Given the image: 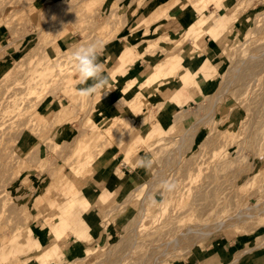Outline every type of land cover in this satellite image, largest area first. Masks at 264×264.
<instances>
[{"label": "rangeland", "instance_id": "374dc122", "mask_svg": "<svg viewBox=\"0 0 264 264\" xmlns=\"http://www.w3.org/2000/svg\"><path fill=\"white\" fill-rule=\"evenodd\" d=\"M114 1L0 0V59H3L0 60V190H2L0 196L4 198L1 202L6 201L8 203L6 206L10 210L8 212L6 209L7 213L4 211L1 216L0 264H11V261L17 260L20 254L33 257V244L44 231L41 227L43 214L51 209L48 199L44 201L41 199V202L48 205L39 206L40 203L36 206L34 203L40 199L44 188H47L49 196L51 194L54 198L58 197L56 201L59 202L60 194L54 189L58 190L60 187L57 188L56 183L48 187L49 174L52 169L62 165L64 167V160L70 161L76 157L80 142H83V150H85L84 147L89 141L87 138L92 131L89 130L91 123H88V119L94 108L96 94L87 98L77 95L76 87L70 85L79 78L76 71L72 76L68 78L62 76L57 82L52 83L53 87L51 86L50 90L35 91L33 94H28L30 79L34 78L46 63H57L61 69L74 67L70 52L81 45L95 44L99 61L106 68L107 57L111 56L110 62L115 65L123 53H132L130 46L145 38L153 39L156 36L159 41L157 45L155 42V49L158 52L151 57L145 55L142 60L144 66L146 65L145 74L149 72L148 70L151 74L152 66L159 60L161 63V60L167 57L176 64H183L185 68L181 69L178 79L169 77L163 81L177 80L180 83L176 89H182L167 98V100L174 98L178 107L176 106L173 111L169 110L170 115L163 118L162 115L167 110L162 108L161 103H150L149 107H145L141 101L135 103V99H132L136 91L132 90L128 95L122 91L121 86L126 80L135 78L141 82L146 78L145 74L122 78L129 66L127 65L119 75H115L107 96L99 101L102 116L99 117L98 126L103 128L105 122L113 116L130 117L129 109L125 105L117 106L120 99H127L134 102L132 108L136 112L132 123L133 131L129 130L128 133V130H125V126H131L127 121L124 119L119 121L118 127L121 133L126 131L122 134V143L118 147L112 145L106 148L103 154L95 158L96 171L93 170L94 174H92L91 170L92 176L74 178L68 167H64L63 173L76 186L81 185L79 187L84 197L88 198V192H91L92 188L98 190L97 195L100 193L102 195L98 201L89 200V207L82 215L91 230L84 228L85 224H80L78 232L74 231V235L71 234L70 227L68 230L63 229L61 232L63 237L58 245L64 256L62 260L60 257L52 259L51 256L46 264H70L74 253L81 251V255L84 256L87 250L94 253L83 259L81 264H99L101 260L102 264H146L142 260L145 256L144 251L147 252L146 249L152 241H157L155 243L157 245L159 241L187 232V228L195 223L210 224L211 227L207 231H213L198 240L197 236L192 234L179 236L177 248L175 250L170 248V253L159 264H191L213 240L221 241L222 237L227 241H234L231 249L235 255L230 259L233 261L238 259L233 264L250 261L253 252L264 251V212L262 211L264 208L262 205L264 202V66H248L249 63L244 60L251 54H258L259 50L264 48V17L255 25V20L261 18L257 15L264 12V0H230L225 8L217 9L220 13L225 12L221 15V19L213 17V12L216 11L213 3L216 0H200L198 9L206 7V11L201 13L192 4L193 0H178L176 8L180 11L179 19L163 18L148 27L140 26L137 29H135L136 24L146 16L152 6L160 1V8L165 9L170 7L167 4L169 0H143L140 11L135 13L132 11L135 5L132 7L129 5L132 0H116V5L111 7ZM217 1L224 3L226 0ZM112 11L117 15L113 17L111 25L109 23L112 19L109 16ZM139 24L141 25V22ZM204 24L212 27L213 31L216 26L220 29L224 28L225 32L219 39L212 38L211 33L201 35L203 33L201 26ZM157 26L159 28L154 30ZM173 29L176 31L173 32ZM184 32L190 36L184 38ZM191 35H194L193 39ZM182 39L180 44L179 41ZM212 46L215 47L213 50H211ZM201 60L200 67L195 71L187 68L192 61H195L198 67ZM218 60L221 62L217 66ZM242 60L243 68L248 66L244 68L247 71L242 72L244 76L246 73V77L243 80L241 77L238 78V83L233 81L231 85L228 84L227 72ZM169 63L159 66L158 69L166 68ZM243 68L240 70L242 71ZM65 72L67 71L64 70L63 73ZM242 74L240 76L243 77ZM187 77L198 85L197 91L192 86L183 87ZM157 85L158 83L153 84L149 89H142L140 93L150 98L157 93L159 86ZM219 85L222 86L217 92L218 99L214 103L213 117L202 120L200 124L196 119H200L204 113L210 111L212 93ZM226 85H229V88L227 87V91L223 92ZM86 86L84 84L80 88ZM12 98H15V103L9 104ZM183 104L187 105L186 112L180 108ZM13 106H17V109ZM42 108L47 110L46 113L41 111ZM58 111L61 113L57 118ZM188 115L192 117V122L187 129H184L179 124ZM240 122L245 124L242 125ZM156 123L160 127L156 126ZM194 123L195 125H192ZM195 126H198V129L192 138L193 141L190 138L189 142L186 141L181 157L171 155L170 161L164 165L168 152L179 143V136ZM158 128H161V131H158ZM209 132H214V136L217 135L216 132L220 133L224 136V141L222 142L221 139L222 143L218 142L223 136L217 135L215 137L219 139L215 140L219 145L211 140L213 144L208 143L212 145L206 148L207 153L204 151L206 173L192 184L194 192L205 186L204 194L197 198L194 196L187 198L178 205L169 202L166 204L165 216H161L160 203L168 198L163 196L165 191L162 187L163 183L173 182L175 188L186 189L185 184L188 182L186 164L195 155L193 153L202 148L201 143L210 135ZM247 133H250L249 136ZM155 134L156 137H153ZM106 140L111 141L112 138L107 137ZM217 146L222 147L219 154L215 152ZM127 149L135 155L131 156ZM105 155L111 159L101 168V161L107 159ZM142 157L150 158L151 168L139 166L138 161ZM120 164L121 166L125 164L126 169L118 168ZM160 165L161 168L166 166L165 174L162 177L158 174V178L156 174L161 169ZM217 165L222 167L219 168ZM97 173L110 175L109 182L114 183L110 188L107 187L109 193L100 192V189L106 187L103 184L108 181L100 182V179L96 178ZM148 179L155 181V189H152L153 192L150 191L149 197L151 195L150 201L155 200L156 204L151 202L149 206L151 211L145 212L142 220L144 225L138 228L137 236L134 237V250L130 256L128 253L127 257H124L130 244L128 234L130 219L140 211L139 200L148 188ZM64 186L63 191L70 190L69 185ZM10 204H15L13 208L24 205L29 214L27 220L23 219L19 222V218L16 219L14 216L17 209L15 208L13 213ZM94 206L102 210L101 221L97 225H90L86 216L89 209ZM253 207L255 211L251 220L228 222V217H235L238 209ZM12 213L14 217H11ZM51 214L48 223L65 221L60 209L58 214L56 211H51ZM36 216L38 218H35ZM189 216L192 219L188 220ZM221 220L227 223L221 229L214 230V226ZM28 227L32 231L28 230ZM97 232H99L98 237L95 236ZM85 238L92 240L86 241ZM106 238L108 244L103 248L101 246L104 245L103 241ZM8 239L9 241H6ZM56 244L53 242L46 247ZM244 249L248 251L241 255ZM27 264H38V262L35 258H30ZM252 264H264V257Z\"/></svg>", "mask_w": 264, "mask_h": 264}, {"label": "bare ground", "instance_id": "6f19581e", "mask_svg": "<svg viewBox=\"0 0 264 264\" xmlns=\"http://www.w3.org/2000/svg\"><path fill=\"white\" fill-rule=\"evenodd\" d=\"M103 1H105V0H102V2ZM177 1L178 0H169L167 2V4L170 7H167L165 9H161L160 8V6H159V4H161L160 1H159V3L157 5L156 4L154 5L155 2H153L152 5H154V6H152V8L147 11L146 16H144V18L140 20L141 25L139 24L140 22H138L136 24L135 29L139 28L140 26H146V27H148V26L152 25L153 23L158 22L159 20H161L163 18L165 20L166 19L167 20H172V19H174L176 17L179 19V17H181V15H180V11H178L177 8H176ZM229 2H230V0H226L224 3H222V2L219 3V1H217V0L214 1V3H213L214 4V10L216 9V11L213 12L214 19H221V15H223L225 12L220 13V12H218L219 10H217V9L225 8L226 5ZM173 3H174L175 6L173 5ZM200 3H201L200 0H193V2H192V4L196 7V9L198 10V12L201 13L203 11H206V7H204V8L202 7L201 10L198 9L200 7V6H198ZM142 4H143V0H132L129 3L130 7H132V5H135V8L134 9L132 8L133 9L132 11L134 13L137 12V11H140L139 9L141 8ZM115 5H116V0L112 3L111 7H114ZM171 5H173V7H171ZM140 14H142V13H140ZM115 15H117V13H115V11H112V13L109 16L110 19H112V22H110L109 24H111V23L113 24V17ZM263 15H264V12L263 13H259L257 15V16H259L261 18L255 20V25H256V23H259L260 22V20L264 17ZM185 25H187V24L185 23ZM158 28H159V26H157L156 28H154V30L155 29L157 30ZM201 30L203 31L202 34L200 33L201 35H205L207 33H211L212 34V38H214V39L216 37H218V39H219V37L221 38V35L225 32L224 28H221L220 29V27H218V26H216V29H214V31H213V28L207 26L206 24H204V25L201 26ZM188 36H190V35H187L184 32V38H186ZM191 38L193 39L194 38V35H191ZM158 41L159 40L157 39V36H156L153 39L145 38L144 40L140 41L139 43L130 46V48L132 49V53H130V54L123 53L121 55V59L115 65L110 62V57L111 56L110 57H107L106 58V68L104 70V75H106L108 77L109 82H110V85H111V82L114 83V80L115 79H113V78L115 77V75L116 76L119 75L120 71L122 72V70H124V68L127 65L133 64L136 60H143L145 55L150 56V57L151 56H154L158 52V50L155 49ZM182 41H183V39L181 41H179L180 44L182 43ZM155 42H156V45H155ZM195 45H196V43L194 42V46ZM161 51L164 52L163 50H161ZM119 54H120V52H119ZM119 54H117V55H119ZM177 58H178V56L176 55V59ZM169 61H170V59L167 57V58H164L163 60H161V63H159L160 60H159V62H156L152 66L153 72L150 75L146 76V78H144L141 82L140 81H137L135 78H129L121 86L122 91L126 95H128L130 93V91H132V90L133 91H136L137 93L132 98V99H135V101L134 100L133 101L135 103L136 102L139 103V101H141V103L145 107H149V104L150 103H157V104L161 103L163 109L173 111L176 106L178 107L177 101L174 98H171V99H168V100L167 99L166 100L165 99L161 100L162 98L160 96V93H163L167 89H170V87H168V86H171V85H168L167 84L169 81L168 82L167 81L163 82V81L165 79L169 78V77H172V78L175 77V78L178 79V74H180L181 69L182 68H185V67L183 66V64H178V63L176 64L175 62H172V61H170V63H169ZM244 61H247L249 63V64H247L248 66H254V67L259 66V65H261L260 67L264 66V48H263V50L260 49L259 52H258V54H251V55H249L248 56V59H246ZM244 61L242 60V61L238 62L239 64H237V66H235L236 65L235 64L234 65L235 67H233L232 69H229V72H227V74H229V76H228L229 80L226 81L228 84L231 85V83L233 81H237L238 78L239 79L242 78L241 80H243V78L246 77V73H245V76L242 74V72L244 73V72L247 71L244 68H247L248 67L246 65L247 67H244L243 68L244 65H242V64L244 63ZM166 63H169L166 68H162L160 70L158 69L159 66H164ZM60 67L61 66L59 64H57V63L56 64H53L52 62L51 63H48V64L47 63L44 64V66L41 68V70H38L39 71L38 74L34 78H31L30 79L29 86H28V91H29L28 94H33V93H35V91L36 92H40V91L50 90L51 89V86H52L51 84L57 82L59 80V78H61L62 76H65L66 78H68V77H70V76H72L74 74V71H75L74 67H69V68H64V69H61ZM239 67L240 68H243L242 71L240 70ZM64 70L67 71V72L63 73ZM243 70H245V71H243ZM240 71H241V74L243 75V77L240 76L241 75L240 74ZM89 81H91V80H89ZM89 81L87 83L88 84H91ZM173 81H177V80H173ZM157 83L159 85V86L157 85L158 86L157 87V93L154 94L152 97L148 98L147 96H145V95H143V94L140 93V90H142V89H149L153 84H157ZM172 83H174V82H172ZM183 83H184V86L183 87L191 88V86H192V88H194L196 91L198 90V85H196V83H194V80H191L190 77H187L184 80ZM237 83H238V81H237ZM70 85L72 87H76V89H79L81 87V85H84V84H82L80 82L79 78H78V79H75V81L73 83H71ZM220 86H222V85H219L218 88L215 89L216 91L212 93L213 100H212V104H211L210 111L204 113L201 116L200 119H198V118L196 119V121L197 120L200 121L199 122L200 124L202 123V120L204 121V120H207V119H211L213 117V114H214L213 107H214V103L216 102V99H218V93L217 92L219 91ZM248 86H250V84ZM224 87H225V89L223 90V92L224 91H227V87L229 88V85H226ZM108 92H109V87L105 91H102L100 93H97L96 94V97L94 99V102H95L94 103V108L92 109V112L89 114V119H88V123H91L89 130H92V131L90 133L89 138H87L89 141L87 142L86 146L84 147L85 150H83V146H84L83 145V142H80V145L77 146L78 153H77V155H75L76 157H74L70 161L64 160V167H68V170L71 171V173H72V175H73L74 178H82V177L84 178L86 175H91L90 174L91 170H92V174H94V171H96L95 170L96 169V166H95L96 165V162H94L95 158L98 157V156H100L101 154H103V152L105 151V149L108 148V147H110V146H112V145L114 147H116V146L118 147L122 143V139H121L122 138V134H125V132L127 130H128L127 131L128 133H129V130H130V132L133 131L132 129H133L134 126L132 125V123L134 121V117H136V112L132 108V105H133L134 102H132V100H127V99H120L117 102V104H118L117 106L119 107V106L125 105L129 109V113L131 114V116L130 117H125V118L124 117H119V116H113V117H111L108 120V122H105L103 128H99V126H98V120H99V117L102 116V108H101V106L99 104V101H101L102 99H104V97L107 96ZM121 101H123V102L121 103ZM11 102L15 103V98H12L11 100H9V104ZM259 104H261V103H259ZM13 107H15L17 109V106H13ZM45 108L48 109V107H45ZM45 108H42L41 111H43V112L46 113L47 110H44ZM262 108H261V110H262ZM254 111H257V110H254ZM58 112H57V114H58L57 115V118L60 116L61 111L59 113ZM127 118L129 120H126ZM123 119L125 121H127V123H129L131 126H129V127H128V125L125 126V130L126 131L121 133V129L118 127V123H119V121H121ZM242 119H244V121H245V118L244 117ZM245 122H243L241 124L243 125V124H245ZM192 125H195V123L192 124ZM198 126H195V128H191L190 127V129L186 130L185 132H183L179 136V138H178V142L179 143L174 146V149H171L172 151H169L168 152V155L166 156V158L164 160L165 161V164L164 165H166L170 161L171 155H178V156L181 155V152L183 150V147L186 146L185 145L186 141H188L189 138L193 141L192 138L196 134V131L198 129ZM97 129H99V131ZM210 132H212V131H210ZM103 133L105 134V136H103ZM215 134H217L219 137L220 136H223L220 133L218 134V132H216ZM247 134L249 136L250 133H247ZM247 134H246V138H247ZM156 135L157 134L153 135V137H156ZM217 135H215V136H217ZM255 135H258V134H255ZM215 136H214V132L213 133H210V135H208L207 137H205V139H204L205 141H203L201 143L202 148H199L198 151H196L195 153H193V154H195L194 156L192 155L193 157L190 158L191 154H190V156H188L190 158V160H188V162H187L188 164H186V165H188V169H187L188 170V177L186 178L188 180V182L185 184V186H187L186 189H183V187H181L179 189V187H177V188H175L171 192L163 191V196H166L168 198H165V200H163L160 203V205L162 206L161 216H163V215L165 216L166 204H168L169 202H172L173 204H177L178 205L181 202H183L184 200H186L187 198H190L192 196H194L195 198H197V197H200V196H202L204 194L203 191H204L205 186H202L199 189V191L197 189V191L194 192V190L192 189V184L195 181H198L203 176V173H206V172H204V169L206 168L204 166V164H205L204 163V159H205L204 158V155L207 153L206 148H208L209 146H211L213 143H217L218 144V142H221V139H222V142L224 141V136H223V138H220V139L218 138L219 141L216 142V140H218V139H216L217 137H215ZM107 137H111L112 138V140H111L112 142L111 141H107L106 140ZM213 139H214V141H213ZM191 140H190V142H191ZM211 140H212L213 143L211 142ZM208 143H212V144L208 145ZM217 147L220 148V149L217 148V150L215 152H217L219 154V153H221L222 147L221 146H217ZM204 151H206V153ZM127 152L129 154H131V156H134L135 155V153L130 152L129 149H127ZM128 157H130V156H128ZM205 157H206V155H205ZM6 165H7V163H6ZM217 166H219V165H217ZM64 167L62 165V166H60V167H58L56 169H52L51 170V172L49 174V176H50L49 177V180L50 181H49V183L47 185L49 187V185H51L52 183H54V184L56 183L57 188L60 187V188H58V190L61 189L62 190L61 191L62 193L65 191V190L63 191V189L65 188L64 185H69V188L71 189V191L74 194H77L79 192V189H80L79 186H81V185L76 186L73 182H71V181L68 180L67 176L63 173ZM165 167L166 166H163V168H161V165H160V168L161 169L159 171H157L158 173L156 174V176H158V174H159L160 177H162L165 174ZM220 167H222V166H219V168ZM151 177H153V176H151ZM158 178H159V176H158ZM4 180H6V178ZM7 180H8V178H7ZM148 180H149V181H147L148 188L145 191V194L142 195L141 199L139 200L140 201V211L138 213H136L135 216H133L130 219V229H129V233H128L130 235L129 236L130 237V239H129L130 244H129V250L127 251V253H125V256L124 257H127L128 253H130L128 255V256H130L131 255V252H133L132 250H134L133 247L135 245V239H134V237L137 236L138 228L144 225V223H142L143 216H144L145 212H150L151 211L150 210V207H149L150 204H151V201H150L151 195L149 197V194H151L150 191L155 187L154 186L155 185L154 184L155 181L154 180H150V179H148ZM62 186H64V187L61 188ZM1 191L2 190H0V192ZM152 192H153V190H152ZM194 193H195V195H194ZM41 195L42 196L40 197V199L39 200L37 199L35 201L34 205H36V206L39 205L41 203V199L43 201H44V199H48V201H49V203L51 205L50 206L51 209L50 210H46L44 212V214H43V216H44L43 219L44 220L42 222L41 227H42V230H44V231H43L41 237H39L38 239H36L37 241L33 244L32 253L34 255H32L33 257H30L27 254L26 255L20 254L18 256L17 260L11 261V264H27L28 263V260L30 258H35L37 260L38 264H46L47 263V260H50L51 256L53 257L52 259L59 258L60 257L61 260H62V258L64 256V253H62V251H61L60 248L58 249L56 247V245L55 246H52V247H46V246L50 245L53 242L59 243L62 240V237H63L62 236V233H61L63 229H66L67 228V230H68V228L70 227L71 234L72 235H74L75 232H78L77 229H79V226L80 225L79 226L76 225L75 226V229H74V227H71V225H69L66 222V217L64 218L65 221L58 220V221H56L53 224L48 223L47 220H49L50 219V216L52 215L51 214V211H53V212L56 211L57 214H58V208H57L56 202L54 201V198L53 197L50 198L49 192L47 191V188L46 189L44 188L43 194H41ZM2 197L3 196H0V206H1L0 207V222H1L2 213H4V211L6 212L8 210V207L6 206L8 203L6 201L5 202H1L4 199ZM134 201H135V198H134ZM196 201L197 200H195V202ZM11 204H12V202H11ZM11 204H10V206H11L10 208H13V205H15V204H13V205H11ZM262 205H264V202H263ZM67 206L70 207L71 206V203L68 202ZM15 208L16 207L13 208L14 210L13 209H11V210H12V212L15 211L16 209L18 210V211L17 210L15 211L16 213L14 215V216H16V219L18 217L19 218V222L20 221H23V219L24 220H27V218L29 217V214H28L25 206L22 205L20 207L17 206L16 209ZM111 211L113 212L114 210H111ZM254 211H255V208L254 207L253 208L238 209L237 210V213L235 214V217H233V218L231 216L228 217V222H242V221L251 220V218H253V215L254 214H252V213ZM262 211L264 212V208H263ZM8 212H10V210H8ZM13 213L11 214V217L13 216ZM63 216H64V214H63ZM35 218H38V217L36 216ZM187 219L190 220V219H192V217L189 216ZM226 223L227 222H224V220H221L220 222H217V224L214 226V230L221 229ZM24 224H25V222H24ZM80 224H84L83 221H81ZM210 227H211L210 224H206V225L201 224L200 225L199 223L198 224L195 223L193 226L187 228V232H185V233L184 232H181V233H179V235H176L175 237H172V238L169 237L168 239H165L164 241H159V243L157 245H155V243H157V241H152L151 245H149L148 249H146L147 252L144 251L145 256L143 257L142 260L145 261L146 264H159V262L170 253L169 252V249L170 248L172 250H175L177 248V246L179 245V236H183V235L188 236V235L192 234V235L197 236L196 238L198 240V239H201L203 237L208 236L213 231V230H208L207 231V229L210 228ZM84 228H86V226ZM27 229L30 230V231H32V229L29 228V227ZM49 237H52V238H49ZM83 237H84V235H83ZM91 237L94 238L93 236H91ZM9 238H11V237H9ZM92 238H89V239L85 238L84 240L90 241V240H92ZM4 241H5V239H4ZM6 241H9V239L6 240ZM107 242H108V239L106 238L103 241V244L104 245H102L101 247H103V248L104 247H107V244H108ZM42 247H46V248L43 249ZM23 248L24 247H22V249ZM18 249L20 250V248H18ZM97 250L98 249H96V251ZM108 250H107V252H108ZM247 251H248L247 249L246 250L244 249V251L242 250L240 254L242 255L243 253H246ZM93 253H94V251L93 252H89L88 250L86 251V253L84 254V256L81 255L82 254L81 251L79 253H74L72 255V260H71V263L70 264H73V262H74V264H81V262H82L83 259L88 258ZM237 259H235L233 261V263ZM99 264H102V260L99 262Z\"/></svg>", "mask_w": 264, "mask_h": 264}, {"label": "crops", "instance_id": "0c3cea01", "mask_svg": "<svg viewBox=\"0 0 264 264\" xmlns=\"http://www.w3.org/2000/svg\"><path fill=\"white\" fill-rule=\"evenodd\" d=\"M176 30L173 29V32H175ZM215 47L212 46L211 50H213ZM1 61L3 59H0ZM220 60L217 61L216 65L218 66L220 64ZM202 63V60L199 62L198 64V67L195 65L196 62L195 61H192L190 62L188 65H187V68L188 69H191L192 71H195L196 69H198L200 67ZM195 65V68L193 69V66ZM146 66V65H145ZM145 66H144V62L142 60H137L135 61L133 64L129 65L127 68H126V71L125 73L122 75V78H127V77H133V76H141L143 74H145ZM149 72H147V74H145V77L147 75L150 74V70H148ZM168 82V81H167ZM172 81H169L167 84L168 85H171V86H168V87H171V89H167L165 92L163 93H160V96L161 98H169L175 91H179L181 90L182 88L180 89H176L177 86L180 84L179 82L175 81L174 83H172ZM177 83V84H176ZM179 83V84H178ZM175 89V90H173ZM170 94H169V93ZM162 98V99H163ZM187 101V99H186ZM189 102H192V101H189ZM188 102V103H189ZM190 104V103H189ZM185 107V108H184ZM187 105L186 104H183L180 108L181 110H183V112L187 111ZM170 115V111L167 110L166 113H163L162 117L165 118L166 116ZM191 118L189 115L184 117L181 121H180V126L182 128H188L189 125H191ZM165 120V119H164ZM158 122H161V121H158ZM156 126H159L157 123H156ZM160 127V126H159ZM151 130V129H150ZM158 131H161V128H158L157 129ZM108 155V154H107ZM107 155H105L107 157ZM104 156V157H105ZM105 157V158H106ZM103 159V158H102ZM111 159V158H110ZM108 157L106 160H102L101 161V168H103L107 162H109L110 160ZM121 168L123 167L124 169H126L127 166H121L118 165V168ZM99 174H101L99 176ZM102 175H106L105 177L102 176ZM97 179H100V182H105V180H107L108 182L103 185H105L106 187L100 189V192H108L109 193V189L107 187H111L113 185L114 182H109L110 181V175H108L107 173H97L96 175ZM96 179V180H97ZM97 183V182H96ZM55 192H59V202H57V198L53 197L54 198V201L56 202V205L58 207V209H60V212L64 214V218L66 217V222L71 225V227H75L76 225H80L81 221H83V223L85 224V226L87 227V229L90 231V227L87 226V224L84 222L83 220V217L82 215H84V212L87 210V208L89 207V200L90 201H98L99 200V197L100 195H102L101 193L97 195V191L98 190H93V188L91 189V192H88L89 196L88 198L84 197L81 193V188L79 189V192L77 194H74L71 189L69 190H65L63 193L61 191H58L56 189H54ZM90 191V190H89ZM68 192V193H67ZM76 195V196H75ZM51 198H52V195L50 194ZM68 202L71 203V206H67ZM43 204H47L45 202H41V204L39 206H42ZM86 206H85V205ZM48 205V204H47ZM64 207V208H63ZM102 211L100 208H98L97 206H94L92 208L89 209V212H87V222L90 224V225H97L100 221H101V212ZM94 230V229H93ZM96 231V230H95ZM94 232V231H93ZM95 233V232H94ZM95 236H99V232L96 233ZM219 240V239H218ZM221 241H217V239L213 240L209 245L208 247H205V249L199 254V256L197 257V260H195L193 263L191 264H219V263H222V264H232L233 263V260H231L230 258L233 259V256L235 254H233V250L231 249V244H233V240L231 241H227L224 237L220 238ZM217 241V242H216ZM233 241V242H232ZM232 242V243H231ZM56 247L59 249L60 246L58 245V243L56 244ZM233 255V256H232ZM232 256V257H231ZM264 257V251L262 252H259L258 251H255L253 252L252 254V257H251V260L250 261H245L246 264H252L253 262H255L256 260H259L261 258ZM244 263V264H245ZM185 264V263H184ZM242 264V263H241Z\"/></svg>", "mask_w": 264, "mask_h": 264}, {"label": "clouds", "instance_id": "9594fccd", "mask_svg": "<svg viewBox=\"0 0 264 264\" xmlns=\"http://www.w3.org/2000/svg\"><path fill=\"white\" fill-rule=\"evenodd\" d=\"M98 56L99 53L95 44L80 46L70 52V59L75 71L78 73L80 82L87 85L77 89V95L81 98H87L110 87L109 79L104 75L105 66L99 61ZM89 80L92 81L91 84L87 83ZM138 164L146 169L152 166L150 158L147 157H142ZM162 187L165 191L171 192L176 185L173 182L165 181ZM151 202L156 204L155 200H151Z\"/></svg>", "mask_w": 264, "mask_h": 264}]
</instances>
